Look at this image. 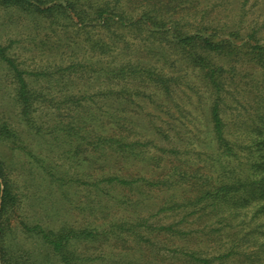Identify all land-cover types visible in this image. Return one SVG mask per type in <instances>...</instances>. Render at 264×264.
<instances>
[{
	"label": "trees",
	"instance_id": "16d2710c",
	"mask_svg": "<svg viewBox=\"0 0 264 264\" xmlns=\"http://www.w3.org/2000/svg\"><path fill=\"white\" fill-rule=\"evenodd\" d=\"M0 5L20 10L29 16L48 18L53 25L66 26L69 23L84 34L78 44L88 49V57L66 66L59 64L53 71L20 68L14 57L6 54L7 47L1 44L0 58L12 73L19 114L30 130L60 137L68 141L66 143L76 152L88 149L87 158L91 165L95 162L99 166L112 168V171L86 183L88 191H95L100 197L110 194L113 204H119L125 202L126 195H117L113 189L149 187L151 190H171L179 184L173 179V174L166 178L153 169L154 165H158V169L161 165L155 163L158 158L155 153H146L142 149L145 142L129 139L125 129L130 118L124 111L130 98L145 94L143 86L152 87L154 92L169 99L173 98L177 86L187 84L189 87L191 81L186 79L181 69L184 66L192 69L204 86L210 88L211 133L225 160L221 179L213 182L205 178L197 193L187 196L188 205L191 202L205 209L210 206L208 200H212L213 204L222 207L232 204V198L241 195L242 198H236V221L242 222L241 216L246 214L247 208L254 209L251 211L252 219L264 211V94H257L264 92V34L259 33V28L253 27L240 35L238 30L227 31L213 21L188 27L190 22L184 14L194 10L195 6H182L183 14L176 16L179 6L176 0H0ZM262 24L264 27V21ZM92 32L95 34L92 35ZM128 37L140 38L145 43L139 48L130 49ZM60 47L62 44L58 41L53 49L59 52ZM131 50H134L132 55L128 54ZM238 63L240 66L246 64L249 68L250 75L244 74V81L240 80L243 84L240 87L236 84V96L240 95L241 101L243 97L246 100V104L241 106L249 109L247 118L253 129L236 134L235 140L226 131L222 113L228 88L233 85L232 76L237 75ZM86 72L94 78L87 84L95 82L96 91H89L88 88L76 92L60 90L47 96L41 88L46 83L50 89L53 80L56 82L64 77L71 81L84 79ZM26 75L33 76L32 81ZM33 82L38 85L42 83V86L33 87ZM95 96L102 97V100H95ZM50 104L55 109V118H52L48 132L37 119L42 116L40 109ZM44 115L47 116V113ZM247 124L246 120L240 121L239 129L244 130L242 127ZM240 135L244 137L242 142L246 143L238 140ZM18 136L13 126L7 123L0 125V264H103L94 263L95 257L78 251L79 245L107 240L109 233L127 231L128 235L136 237L145 232L150 237L157 232L159 227L154 231L146 230L145 216L139 213L116 217L109 224L80 226L66 223L53 226L32 217L26 218L18 211L21 201L18 188L10 176V166L1 153L3 146L11 150H25ZM254 159L256 170L250 174L243 165ZM231 160L236 162V170L242 168L239 175L233 169L227 170ZM152 171L156 177L146 178L144 172ZM45 172L49 179L60 181L62 185L87 182L82 177H67L64 174L55 177L48 168ZM198 172L199 169H196L192 177H196ZM181 178L187 179L184 174ZM248 188L252 192L250 195L246 193ZM131 198L127 199L128 204ZM134 201V205H139L141 198L136 197ZM174 206L175 202L162 205L168 211L175 210ZM161 228L177 233L171 225H161ZM30 237L38 243V255L27 247ZM246 239L247 235L235 237L229 248L235 245L239 248ZM126 255L130 258L128 253ZM226 258L227 254H221L218 258L197 256L192 260L200 264H213V260H218L217 264H223ZM111 260L110 264H126L115 257Z\"/></svg>",
	"mask_w": 264,
	"mask_h": 264
},
{
	"label": "rangeland",
	"instance_id": "374dc122",
	"mask_svg": "<svg viewBox=\"0 0 264 264\" xmlns=\"http://www.w3.org/2000/svg\"><path fill=\"white\" fill-rule=\"evenodd\" d=\"M176 1L179 4L176 16L183 14L182 6H195L194 10L184 14L190 22L188 27L213 21L227 31L238 30L240 35L253 27L259 28V33L264 34V0ZM62 25H53L48 18L29 16L20 10L0 5V44L7 47L6 54L14 57L20 68L27 71L43 68L53 71L59 64L66 66L72 61L88 57V49L78 44L81 38H84L83 32L69 23ZM93 32L92 35L95 34ZM129 37L130 49L139 48L145 43L140 38ZM58 41L62 44L59 52L53 49ZM133 51L128 54L132 55ZM237 67V75L232 76L233 85L228 88L222 113L226 131L235 140L236 134L253 129L247 118L249 109L241 106L246 104V100L243 97L241 101V96H236V84L239 87L243 84L240 80L244 81V74H249V68L246 64L240 66V63ZM181 69L182 73L186 74V79L191 81L189 87L187 84L177 86L173 98L169 99L154 92L152 87L143 86L145 94L130 98L124 111L130 118V123L125 129L129 139L145 142L142 149L146 153H155L158 157L155 163L161 165L159 169L158 165H154L153 169H157L161 176L166 178L173 174V179L179 184L171 190H151L149 187L113 189L117 195H126L125 202L113 204L110 194L100 197L95 191L86 189V183L112 171V168L99 166L95 162L91 165L87 158L88 149L85 152H76L66 143L68 141L60 137L30 130L19 114L15 101L16 84L12 73L0 58V125L7 123L13 126L19 133V143L25 147V150L1 147V153L11 169L10 176L18 188L21 200L18 211L26 218L32 217L53 226L63 223L78 226L109 224L116 217L139 213L145 216L143 221L145 227H148L147 231H154L159 227L150 237L145 232L134 237L123 231L112 235L109 233L107 240L81 243L78 251L82 250L88 256L95 257L94 263L110 264L111 259L115 257L122 259L126 264H200L192 260V257L218 258V255L227 254L223 264H250L251 261L264 264V211H260L258 216L252 219L251 211L254 209L251 207L252 210H248L246 207V214L241 216L242 222L236 221V198H242L241 195L232 198V204L222 207L213 204L212 200H208L210 206L205 209H200V205H193L191 202L188 205L187 196H194L205 178L213 182L221 179L225 160L211 133L210 88L204 86L192 69H186L184 66ZM254 75L258 78V73L255 72ZM85 76L84 79L75 81L67 77L56 82L53 80L50 89V85L47 86L46 83L42 86V83L38 85L33 82L32 86H42L47 96L60 90H94L97 87L95 82L87 84L94 81V78L89 72H86ZM26 77L29 81L33 79L30 75ZM94 99L102 100V97L95 96ZM54 111L52 104L41 108L42 116L37 119L48 132L52 118H55ZM44 113H47V116ZM245 120L250 127L247 128V124L242 127L244 130H240V121ZM243 138L240 135L238 140L246 143L242 142ZM254 161L255 159L249 163L245 162L243 166L246 172L252 174L256 170ZM235 163L231 160L227 170L233 169L239 175L242 168L236 170ZM47 168L53 171L55 177L64 174L67 177H82L87 182L83 180L84 184L62 185L60 181L48 178L45 172ZM196 169H199V172L196 177H192L191 174ZM182 174L187 177L186 180L181 178ZM144 175L146 178L156 177L153 171L144 172ZM246 190L248 195L252 194L249 188ZM129 197L132 198L128 204ZM136 197L141 198L139 205H134ZM173 202L175 210L163 209L162 205ZM161 225H171L177 233L163 230ZM242 235H247V239L240 243L239 248L235 245L230 249V245H233L231 240ZM27 243V247L38 255L37 241L30 237ZM34 253L32 252L33 259ZM126 253L130 258L126 257ZM217 263L218 260H213V264Z\"/></svg>",
	"mask_w": 264,
	"mask_h": 264
}]
</instances>
